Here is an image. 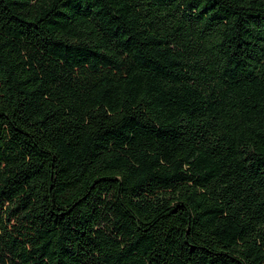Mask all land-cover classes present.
Returning <instances> with one entry per match:
<instances>
[{"label":"trees","instance_id":"16d2710c","mask_svg":"<svg viewBox=\"0 0 264 264\" xmlns=\"http://www.w3.org/2000/svg\"><path fill=\"white\" fill-rule=\"evenodd\" d=\"M0 264H264V0H0Z\"/></svg>","mask_w":264,"mask_h":264}]
</instances>
